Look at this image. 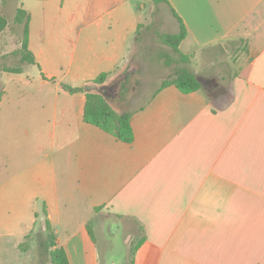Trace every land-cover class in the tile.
<instances>
[{
  "label": "crops",
  "instance_id": "0c3cea01",
  "mask_svg": "<svg viewBox=\"0 0 264 264\" xmlns=\"http://www.w3.org/2000/svg\"><path fill=\"white\" fill-rule=\"evenodd\" d=\"M36 1L26 11L39 72L1 76L0 237L26 241L45 204L71 264H103L89 231L101 215L144 240L128 263L110 253L105 264H264V0L158 3L207 71L199 91L169 86L125 111L131 143L84 121L85 87L131 65L140 4Z\"/></svg>",
  "mask_w": 264,
  "mask_h": 264
},
{
  "label": "rangeland",
  "instance_id": "374dc122",
  "mask_svg": "<svg viewBox=\"0 0 264 264\" xmlns=\"http://www.w3.org/2000/svg\"><path fill=\"white\" fill-rule=\"evenodd\" d=\"M136 2L140 4L142 16L144 18L147 17V25L145 24V26L148 27L151 23H154V26L149 31L150 33H146L149 28L141 29L144 35L138 48L135 49L131 65L122 70V72L117 71L114 73L115 76L119 75L116 81L121 80L123 82V92H119L118 95L113 94L108 89L107 95L106 91L108 99L106 100L117 113H124L140 107L161 87L163 79L168 74L162 57H165V53L173 54V52L159 43L155 32L169 34L172 30H175V33L178 31L176 21L169 16L170 25L167 20L169 15L167 8L160 6V4L154 5L151 0H136ZM19 7L25 10L36 9L37 11L41 8L36 0H0V12L9 22L8 28L0 35V97L3 94L1 76L2 82L13 77V73H2V67L4 65L10 67L18 65L16 62L18 59L12 56L20 46L21 41V30L14 23L16 10ZM63 27H67L65 22ZM166 58L168 57L166 56ZM206 65L200 56L192 61L190 69L201 74L199 78L203 80L201 76L207 71ZM233 70L239 71V68L234 67ZM25 71L26 74L37 75L39 68L33 65L27 67ZM229 74H232V71ZM125 80L126 82H124ZM212 92L209 91L212 98L217 101V93ZM225 92L223 88L222 93ZM42 224L43 217L41 216L26 241L14 236L0 237V264H51L46 247L47 235L41 227ZM90 227L96 230V238L101 250V261L103 264H105L110 253H117V258L124 259L128 263L142 236V233H137V228L126 227L122 219L111 215L98 216Z\"/></svg>",
  "mask_w": 264,
  "mask_h": 264
},
{
  "label": "trees",
  "instance_id": "16d2710c",
  "mask_svg": "<svg viewBox=\"0 0 264 264\" xmlns=\"http://www.w3.org/2000/svg\"><path fill=\"white\" fill-rule=\"evenodd\" d=\"M166 0H154L153 4H158ZM172 15L177 19L179 23V32L177 34H162L158 31L155 32L158 37V41L162 46H165L172 50V53H165V57H162L165 69L168 74L163 79L161 87L155 92L163 90L169 86H176L183 93H193L203 88V85L197 79V75L190 70L191 56L181 52L180 45L187 36V28L183 20L179 15L172 9ZM31 16L22 7L16 10L14 19L15 25L21 30V41L20 46L14 52V58H17V66L10 67L4 65L1 69L2 73H15L21 74L29 66L36 65L35 57L29 50V23ZM8 19L0 12V35L8 28ZM154 23L150 26H139V32L142 28L151 29ZM166 56L168 58H166ZM114 74H102L97 77L90 84L101 86H110L113 80ZM63 89L74 94L83 92L84 89L72 88L67 85H62ZM86 106L84 112V121L87 124L96 126L105 132L114 135L119 140L125 143H131L134 139L133 129L131 126L132 113H117L109 102L100 94L87 93L86 94ZM98 211V209H97ZM41 216L43 217V224L41 225L45 234L47 235V250L49 252L51 264H71L67 256L66 251L63 248L58 247L57 239L54 235L51 223L48 219L47 207L45 204L42 205ZM89 231L92 234V229L89 226ZM143 239L140 245L143 243ZM136 250V249H135Z\"/></svg>",
  "mask_w": 264,
  "mask_h": 264
},
{
  "label": "water",
  "instance_id": "95a60500",
  "mask_svg": "<svg viewBox=\"0 0 264 264\" xmlns=\"http://www.w3.org/2000/svg\"><path fill=\"white\" fill-rule=\"evenodd\" d=\"M197 79H198L199 82L203 85L202 80H201L199 77H197ZM107 89H108V86H101V87H98V86H96V85L91 84V85H87V86L85 87V92H86V93H97V94H100V95H102L103 97H105V99H107V96H106V91H107ZM107 100H108V99H107Z\"/></svg>",
  "mask_w": 264,
  "mask_h": 264
},
{
  "label": "flooded vegetation",
  "instance_id": "af4514ba",
  "mask_svg": "<svg viewBox=\"0 0 264 264\" xmlns=\"http://www.w3.org/2000/svg\"><path fill=\"white\" fill-rule=\"evenodd\" d=\"M126 82V80L124 81ZM122 84V85H121ZM207 86H211L210 83L207 84ZM109 91L113 92V94H118L119 95V92H123V89H124V85H123V82H121V80H118V81H114L109 87H108ZM107 89V90H108ZM107 95H108V91H107ZM110 96V95H109Z\"/></svg>",
  "mask_w": 264,
  "mask_h": 264
}]
</instances>
